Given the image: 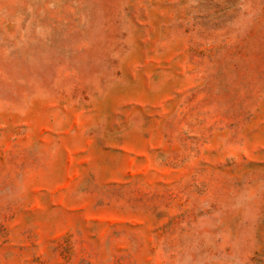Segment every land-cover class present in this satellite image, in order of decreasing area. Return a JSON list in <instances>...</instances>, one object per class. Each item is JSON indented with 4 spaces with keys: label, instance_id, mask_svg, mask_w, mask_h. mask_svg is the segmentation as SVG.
<instances>
[{
    "label": "rangeland",
    "instance_id": "rangeland-1",
    "mask_svg": "<svg viewBox=\"0 0 264 264\" xmlns=\"http://www.w3.org/2000/svg\"><path fill=\"white\" fill-rule=\"evenodd\" d=\"M0 264H264V0H0Z\"/></svg>",
    "mask_w": 264,
    "mask_h": 264
}]
</instances>
